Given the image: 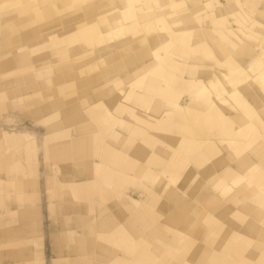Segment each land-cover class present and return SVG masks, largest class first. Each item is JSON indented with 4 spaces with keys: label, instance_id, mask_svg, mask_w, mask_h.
<instances>
[{
    "label": "bare ground",
    "instance_id": "6f19581e",
    "mask_svg": "<svg viewBox=\"0 0 264 264\" xmlns=\"http://www.w3.org/2000/svg\"><path fill=\"white\" fill-rule=\"evenodd\" d=\"M7 1L0 0V19L11 24L5 25L9 33L18 27L21 38L34 37L44 42L53 39L51 46L46 45L50 53L44 55L41 53L46 48L38 51L34 45L27 46V50L17 45L24 60L32 61L34 56L36 63L47 58L50 67L73 47L86 57L104 50L115 54L118 49L125 57L110 70L124 69L125 76L118 74L103 82L102 93L109 95L112 103L97 100L82 107L93 122L89 125L92 139L102 145L90 162L92 178L71 177L63 183L72 191H81L83 183L99 184L116 174L132 180L131 187H124L122 199L110 204L93 195L95 188L89 190L102 213L126 214L108 231V237L125 248L123 254L110 259V264H264V0H245L252 14L237 0H65L70 13L63 20L59 18L63 7L56 0H21L24 5L15 9L10 18H4ZM29 17H35L32 22L38 23L25 22ZM21 22L25 23L18 24ZM66 23L68 31L57 34V26ZM202 40H206L203 45ZM236 47L243 55L238 59L240 67L252 72L245 75V87L231 84L227 70L219 66L223 62L219 55L228 53L231 58ZM195 56L214 61L203 62L209 67V76L184 77L185 69L195 66V60H191ZM252 59L257 60L258 67ZM185 90L187 99L182 103L179 99ZM180 124L187 125L186 138L178 135ZM101 131L109 133L101 138L97 136ZM86 141L89 140L84 137L75 141L76 150ZM115 141L119 143L114 144ZM166 142H170L169 148L162 144ZM183 142L187 144V155L175 158L168 164L167 172L162 173L159 164L165 157L155 149H169L172 154L175 147L184 149L183 144H178ZM104 150H108L112 163L121 154L124 162L118 166L122 169L107 172ZM79 162L78 169H85L84 163ZM186 169L184 192L176 176ZM151 172L155 178H141ZM159 174L163 177L157 178ZM198 177L197 186L190 189ZM164 196L173 201L172 206L164 202ZM246 207L248 210H244ZM138 215L142 224L134 229L140 235L134 236L127 225L138 220ZM152 215L154 221H150ZM95 218L93 213V222ZM228 219L236 227L226 229ZM93 222L90 230L95 229ZM169 222L187 224V233L167 225ZM101 223L108 226L110 222L104 219ZM164 226L174 230V235L158 234ZM211 227H216L212 233L208 231ZM70 231L84 234L82 229ZM150 237L153 242L148 240ZM167 239L171 241L164 242ZM93 241L105 257L107 248ZM84 242L83 238L78 239L82 247ZM232 242L235 245L230 249ZM161 245L164 250L158 254ZM251 246L259 250L251 259L253 263L249 261ZM79 247L74 250L77 256L81 253ZM108 260L104 264H109Z\"/></svg>",
    "mask_w": 264,
    "mask_h": 264
},
{
    "label": "rangeland",
    "instance_id": "374dc122",
    "mask_svg": "<svg viewBox=\"0 0 264 264\" xmlns=\"http://www.w3.org/2000/svg\"><path fill=\"white\" fill-rule=\"evenodd\" d=\"M56 1H59L63 7L59 12V18L63 20L64 17L68 16L70 10L64 6L65 0ZM227 1L222 0L224 3ZM237 1L242 3L239 5L243 6L245 11L247 10L248 13L252 14L250 5L248 6L245 0L247 6L243 0ZM7 4L9 6H6L2 12L4 18H10L13 11L22 7L24 2L8 0ZM14 18L17 19V14ZM34 18L29 17L25 22H32ZM5 22L4 19H0L1 31L3 30L0 33V253L4 254L10 251V255L4 256L0 264H79L80 262L82 264H104L107 262L104 260L108 259L109 262L116 254H123L125 248H122V245L115 238L108 237V231L113 230L117 221L122 220L123 215L126 216V214L117 213L112 216L113 212H111L112 214L110 212L102 213L98 209L99 202L93 203L89 190L95 188L93 195L99 196L98 200L101 202L105 201L110 204L111 201L122 199V192L126 191L124 187H131L132 180L119 177L116 174L115 178H111L109 181L105 179L99 184L96 181L94 183L91 181L89 184L82 182L84 185L80 186L81 191H72L63 183H66L67 179L71 177L74 180H78V178L82 180L85 177L92 178L90 162L92 156L96 155L95 150H99L98 147L101 148L102 145L98 146L92 139V126L89 125H92L93 122L86 108L82 107H86L89 103L97 100H102L107 104L112 103L110 96L102 93L103 82L118 74L125 76L124 69L110 72L125 57L121 54L120 49H118L119 51L115 50V54L104 50L86 57L78 52L77 47H73L69 49L68 54H63L62 58L60 57L58 64L47 67L50 64L47 58L34 63V56L32 61L24 60L25 55H20L17 49L18 46L27 49V46L35 45L36 49L39 48L38 51L42 50L46 48L47 44V47L52 45V37L46 42L34 37L21 38L20 35H17L18 27H13L9 33V28L5 25L11 24ZM37 23L32 22L34 25ZM18 24L23 25L22 22ZM57 27L59 29L56 32L59 35L64 34L69 29L68 23L59 24ZM205 42L206 40H202V45ZM241 52L240 48L236 47L233 48L231 58L228 53L224 56L219 55L223 60L219 66L227 70V78L231 84H242L245 87L247 85L245 75L248 76L252 72L243 71V66L240 67L241 62L238 59L243 57ZM49 53L50 49L46 48L41 54ZM252 58L255 59V57ZM243 59L245 60V58ZM254 59L252 62L258 67L259 64L257 63V65V60ZM191 60H195L196 64L191 69H185V78H187V74L210 75L207 74L209 67L203 65V62L211 64L214 63L213 60L209 58L210 62H208L200 56H195ZM181 92L183 93H181L182 97L179 101L185 103L187 90ZM55 102L61 103L55 104ZM135 121L139 123V121ZM185 123L187 124V122ZM177 130L179 136L187 137V125L180 124ZM108 133L101 131V133H97V136L102 138ZM80 137L87 138L89 141L83 143L78 151L74 145ZM116 143L119 141H115L114 144ZM162 144L169 148L170 142ZM178 144H183L184 149L175 147L173 149L175 152L172 154L169 153V149L165 152L160 151V148L155 149L159 156L164 155L165 157V161L159 164L162 173L167 172L168 164H171L175 158L187 155V144L184 142ZM63 148H68L69 151L63 152L65 151ZM257 150L259 149L257 148ZM104 151L107 152L105 155V159L108 161L107 172L111 174L114 170L122 169L121 166H118L124 162L123 158L120 157L121 154L119 153V159L112 163L109 160L108 150ZM79 160L84 163L85 169H78L80 167L78 165ZM182 172L181 176L176 177L178 185L183 187L185 192L187 190V169ZM162 177L163 174L157 176V178ZM141 178L144 181L153 179L155 173L142 175ZM167 181L169 182V178ZM198 181L199 177L195 179L190 189H193L195 185L197 186ZM127 191L130 192L128 189ZM184 199L187 200V193L184 195ZM180 201L184 200L181 199ZM164 202L173 205V201L167 196H164ZM247 207L244 210H248ZM82 208L84 211H81ZM94 208L95 210H93ZM112 210H114L113 207ZM93 213L96 217L94 222L92 221ZM111 218H114L113 221H110ZM137 218L138 220H133L131 225H127L136 234L134 236L140 235L134 228L142 224L139 215ZM104 219H108L110 222L108 226L101 225ZM154 219L152 215L150 221H154ZM91 222L95 225L94 230H90ZM226 222V229L228 226L232 229L234 226L236 227L235 223L232 226L233 221L231 219ZM167 225L187 233V224L169 222ZM211 228V231L208 230L210 233L214 232L216 227ZM76 229H82L84 234L71 233L70 230L75 231ZM96 230H104L107 233H100V235ZM174 233V230H169L167 226H164L158 234L172 236ZM80 237L85 240L83 247L78 243ZM94 239L107 248H105V257L101 256L102 248L100 247V249L99 245L94 246ZM148 240L153 242V237ZM170 241V239L164 240V242ZM157 245L160 244L157 243ZM232 245L235 243L230 244V249L233 248ZM76 247H79L81 251L78 256L74 251ZM133 249L136 250L135 247ZM246 249L248 250V248ZM38 250H41L39 255L37 254ZM163 250L164 246L161 245L157 253L159 254ZM249 251V261L252 262L254 253L259 250L251 246ZM68 255L71 257L65 259L64 256ZM183 263L189 262H178L177 264Z\"/></svg>",
    "mask_w": 264,
    "mask_h": 264
},
{
    "label": "crops",
    "instance_id": "0c3cea01",
    "mask_svg": "<svg viewBox=\"0 0 264 264\" xmlns=\"http://www.w3.org/2000/svg\"><path fill=\"white\" fill-rule=\"evenodd\" d=\"M2 255V256H1ZM8 255H10V251H8V252H6V253H0V257H2V260H3V257L4 256H8Z\"/></svg>",
    "mask_w": 264,
    "mask_h": 264
}]
</instances>
